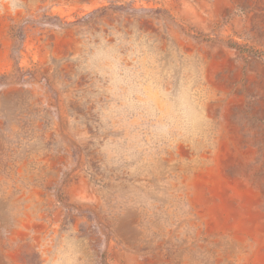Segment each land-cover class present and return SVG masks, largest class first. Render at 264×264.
Masks as SVG:
<instances>
[{
    "label": "rangeland",
    "instance_id": "1",
    "mask_svg": "<svg viewBox=\"0 0 264 264\" xmlns=\"http://www.w3.org/2000/svg\"><path fill=\"white\" fill-rule=\"evenodd\" d=\"M0 264H264V0H0Z\"/></svg>",
    "mask_w": 264,
    "mask_h": 264
}]
</instances>
